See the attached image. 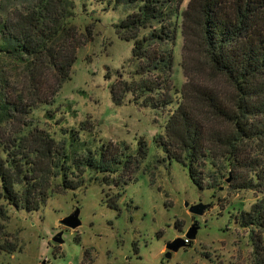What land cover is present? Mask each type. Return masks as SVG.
Masks as SVG:
<instances>
[{"label": "trees", "instance_id": "obj_1", "mask_svg": "<svg viewBox=\"0 0 264 264\" xmlns=\"http://www.w3.org/2000/svg\"><path fill=\"white\" fill-rule=\"evenodd\" d=\"M186 1L0 0L2 216L9 208L40 212L53 193L83 187L88 174L101 186L118 188L119 196L133 181L129 177L148 155L145 141L139 142L138 156L126 145L119 151L111 144L93 150L75 129L60 142L33 121L37 109L54 103L72 77L79 50L94 39L93 23L84 31L76 24L79 15H97L87 10L88 3L103 5L104 12L124 8L114 28L120 40L133 44L134 71L113 84L115 105L166 115L164 132L154 142L187 170L200 191L223 189L225 180L230 190L258 195L237 220L248 232L256 264H264V0H189L182 9ZM178 31L187 83L170 110L176 103ZM195 45L199 58L192 55ZM219 81L227 91L218 89ZM71 141L79 143L74 153ZM51 181L59 184L54 188Z\"/></svg>", "mask_w": 264, "mask_h": 264}, {"label": "rangeland", "instance_id": "obj_2", "mask_svg": "<svg viewBox=\"0 0 264 264\" xmlns=\"http://www.w3.org/2000/svg\"><path fill=\"white\" fill-rule=\"evenodd\" d=\"M103 9L88 3L87 10H97V15L78 16L76 24L82 31L95 25L94 39L79 50L72 77L54 103L34 112V126L60 142L69 139L66 131L75 129L80 141L89 142L93 150L111 144L119 151L126 145L135 156L139 142L145 141L148 155L120 196L118 188L101 186L88 174L83 187L53 193L40 212L9 208L6 216L0 213V264H81L84 259L86 264H256L248 232L237 217L250 209L258 195L230 190L225 180L220 185L223 189L200 191L187 170L169 160L154 142L164 132L166 115L134 104L115 105L111 88L120 74L125 80L134 71L133 44L115 33L124 8ZM183 46L178 31L172 89L176 103L170 110L177 106L187 83ZM197 49L195 45L192 55L199 58L201 49ZM199 78L205 79L203 74ZM219 82L223 85L218 89L227 91L226 84ZM68 145L74 153L79 143ZM72 218L75 224L70 226L67 221ZM194 227L196 238L184 246ZM174 241L181 247L170 252L167 246Z\"/></svg>", "mask_w": 264, "mask_h": 264}, {"label": "water", "instance_id": "obj_3", "mask_svg": "<svg viewBox=\"0 0 264 264\" xmlns=\"http://www.w3.org/2000/svg\"><path fill=\"white\" fill-rule=\"evenodd\" d=\"M197 211H198V210H197ZM67 224L70 225V226H73V225L75 224V222H74V218H72V220L67 221ZM196 233H197V232H196V228L194 227L193 230H191V231L187 234V236H186L187 240H189V241L194 240V239L196 238ZM187 240H184V241H183V245H184V246L188 243ZM180 247H181V244H180L178 241L171 242V243L168 244V246H167V248H168V250H169L170 252H176V251H178V250L180 249ZM170 255H171V254L169 253L167 256L170 257Z\"/></svg>", "mask_w": 264, "mask_h": 264}, {"label": "built area", "instance_id": "obj_4", "mask_svg": "<svg viewBox=\"0 0 264 264\" xmlns=\"http://www.w3.org/2000/svg\"><path fill=\"white\" fill-rule=\"evenodd\" d=\"M188 241V243H189V240H187Z\"/></svg>", "mask_w": 264, "mask_h": 264}]
</instances>
